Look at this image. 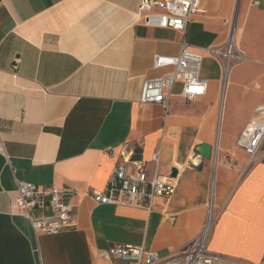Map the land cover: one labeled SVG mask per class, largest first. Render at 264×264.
Here are the masks:
<instances>
[{
	"label": "crops",
	"instance_id": "crops-1",
	"mask_svg": "<svg viewBox=\"0 0 264 264\" xmlns=\"http://www.w3.org/2000/svg\"><path fill=\"white\" fill-rule=\"evenodd\" d=\"M141 0H0V264H124L101 254L112 244L163 256L199 232L211 201L218 212L208 243L215 255L264 264V138L253 160L235 145L264 103V0H200L185 32L146 25ZM247 60L222 87L219 62L204 54V95L187 100L175 82L167 111L139 105L144 78L165 74L155 55L181 41L223 46L230 22ZM211 157L200 158V144ZM154 172L180 168L169 199L152 209L101 204L120 148ZM199 164V167H196ZM68 191L73 225L35 232L15 206L16 182Z\"/></svg>",
	"mask_w": 264,
	"mask_h": 264
},
{
	"label": "built area",
	"instance_id": "built-area-1",
	"mask_svg": "<svg viewBox=\"0 0 264 264\" xmlns=\"http://www.w3.org/2000/svg\"><path fill=\"white\" fill-rule=\"evenodd\" d=\"M200 0H141L137 15L149 26L171 28L184 33L192 15L199 10ZM207 54L221 66L224 88L231 69L247 60L235 40V24L230 22L227 40L223 46L193 47L184 39L176 56L155 55L154 68H169L165 74L144 78L138 99L139 105L157 103L167 111L171 89L175 82L181 83V95L187 100L200 97L207 90V81L201 77V63ZM264 138V103L259 104L254 116L246 123L235 140V145L253 160ZM0 150L2 146L0 144ZM118 160L105 190L91 189L88 193L97 203L122 204L152 209L155 197L169 199L175 191V177L157 171L159 152L150 157L154 172L147 174L146 162L135 158L131 149L120 148ZM196 154L190 165L200 160ZM68 191L51 184L42 188L27 181L16 182L15 206L28 219L35 232L56 235L73 225L74 214L65 196ZM69 193V192H68ZM218 212L211 201L198 234L185 246L163 256L142 245L112 244L102 252L105 258H118L124 264H248L241 260L225 259L208 248L214 222Z\"/></svg>",
	"mask_w": 264,
	"mask_h": 264
},
{
	"label": "water",
	"instance_id": "water-1",
	"mask_svg": "<svg viewBox=\"0 0 264 264\" xmlns=\"http://www.w3.org/2000/svg\"><path fill=\"white\" fill-rule=\"evenodd\" d=\"M197 151H198V154L200 155L201 158L209 159L211 157V146H209L207 144H204V143L200 144L197 147ZM196 167H199V164ZM179 170H180V168H178V167L172 168V170L170 172V176L176 177L179 173Z\"/></svg>",
	"mask_w": 264,
	"mask_h": 264
}]
</instances>
